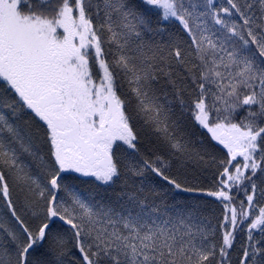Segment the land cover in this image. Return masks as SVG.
<instances>
[{
  "label": "snow or ice",
  "instance_id": "6c2138e0",
  "mask_svg": "<svg viewBox=\"0 0 264 264\" xmlns=\"http://www.w3.org/2000/svg\"><path fill=\"white\" fill-rule=\"evenodd\" d=\"M0 264H264V0H0Z\"/></svg>",
  "mask_w": 264,
  "mask_h": 264
},
{
  "label": "trees",
  "instance_id": "16d2710c",
  "mask_svg": "<svg viewBox=\"0 0 264 264\" xmlns=\"http://www.w3.org/2000/svg\"><path fill=\"white\" fill-rule=\"evenodd\" d=\"M210 199V198H209Z\"/></svg>",
  "mask_w": 264,
  "mask_h": 264
}]
</instances>
